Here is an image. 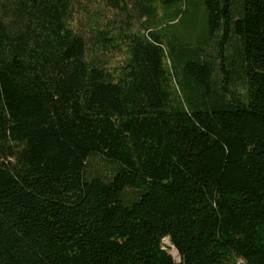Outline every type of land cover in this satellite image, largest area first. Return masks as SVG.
<instances>
[{"label": "trees", "instance_id": "obj_1", "mask_svg": "<svg viewBox=\"0 0 264 264\" xmlns=\"http://www.w3.org/2000/svg\"><path fill=\"white\" fill-rule=\"evenodd\" d=\"M76 1L0 0V264H264V0H160L112 71Z\"/></svg>", "mask_w": 264, "mask_h": 264}, {"label": "rangeland", "instance_id": "obj_2", "mask_svg": "<svg viewBox=\"0 0 264 264\" xmlns=\"http://www.w3.org/2000/svg\"><path fill=\"white\" fill-rule=\"evenodd\" d=\"M144 4V0H78L73 5L72 19L70 21L73 29L84 35L86 38H94L96 30H106L112 36L117 37L112 47L106 49H96L94 56L99 60L102 66L112 71L124 63L127 57V42L125 35L131 33H146L154 29L153 25L163 23L171 17L173 20V13H165L161 7L160 0H150V5L154 7L157 16V23H146L145 16L140 14V4ZM187 7L192 15L193 19L199 23L203 22L202 17V5L200 0H182L181 8ZM158 21H160L158 23ZM198 27V26H197ZM197 28L191 30L192 33L196 32ZM227 48V54L232 58L237 57L236 47L238 46V40L233 38L231 43L224 44ZM163 46L165 51L164 62L172 71L170 60L168 57V45L163 40ZM209 56L217 67L219 59H217L215 49L213 47H207ZM174 80V76L172 75ZM220 75L215 73V80L220 85ZM233 89H236L243 93V85L239 80H235ZM92 168L104 173L106 170L102 162L95 158L92 161ZM164 245L167 247L168 252L174 257L176 261L179 260L177 250L170 244L168 238L163 240Z\"/></svg>", "mask_w": 264, "mask_h": 264}]
</instances>
